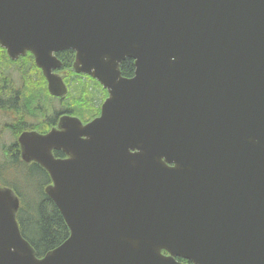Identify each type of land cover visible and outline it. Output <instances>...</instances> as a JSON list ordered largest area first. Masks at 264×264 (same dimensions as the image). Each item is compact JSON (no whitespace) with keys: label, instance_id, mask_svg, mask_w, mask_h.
<instances>
[{"label":"water","instance_id":"obj_1","mask_svg":"<svg viewBox=\"0 0 264 264\" xmlns=\"http://www.w3.org/2000/svg\"><path fill=\"white\" fill-rule=\"evenodd\" d=\"M0 46L61 97L71 49L109 94L21 137L70 236L37 258L0 184V264H264V0H0Z\"/></svg>","mask_w":264,"mask_h":264},{"label":"trees","instance_id":"obj_2","mask_svg":"<svg viewBox=\"0 0 264 264\" xmlns=\"http://www.w3.org/2000/svg\"><path fill=\"white\" fill-rule=\"evenodd\" d=\"M2 57L4 58V55ZM2 57H0V95H4L6 91L3 69L12 63L9 60L1 59ZM60 57L63 59L64 68H66L73 60V53L71 51L61 53ZM121 72L125 78L133 77L135 65L132 59L127 58L121 64ZM36 83V86L30 83L26 92L22 91V95H27L29 98V101L25 102L27 114L46 112L54 115L56 110L52 109L50 103L44 102L43 104L42 102V99L45 100L48 94L45 83L39 77H37ZM66 96H64L63 106L66 113L79 114L78 116L89 118L94 117L101 110H98L100 96L97 91L90 89L88 84L70 87ZM45 106H47V110L52 109V114L45 111ZM55 156L61 158L64 155L62 152H55ZM0 175L3 178H10H8L9 180L4 179L2 184L13 188L20 198L21 209L18 213L20 229L26 240L34 247L38 257L42 258L62 245L69 238L70 231L55 203L45 194V187L51 183L48 173L39 165H25L19 161L13 164L4 162Z\"/></svg>","mask_w":264,"mask_h":264},{"label":"flooded vegetation","instance_id":"obj_3","mask_svg":"<svg viewBox=\"0 0 264 264\" xmlns=\"http://www.w3.org/2000/svg\"><path fill=\"white\" fill-rule=\"evenodd\" d=\"M73 53V60L69 67L64 68L63 59L60 57L61 53L69 52ZM4 55V58L2 57ZM57 57L62 61V67L54 73L63 76L64 82L67 86L68 93L70 87L77 85L88 84L90 89L97 91L100 96L98 101V110L102 109L103 102L109 96L108 91L104 89L100 83L95 80L91 75L87 73H77L74 70L75 52L72 50H65L56 53ZM0 57L1 59L9 60L12 62L3 69L5 79V94L0 95V172L4 162L13 164L15 162H23L25 165L37 164L36 162H25L21 156V137L27 133H36L40 135H46L50 133L54 128H57L60 119L63 116H73L79 118L84 124L94 120L101 115L100 112L96 113L94 117H83L78 116L79 114L66 113L63 109L64 98H58L60 100L59 107L56 109L54 115L44 113L27 114V104L29 101L27 95H22V91L26 92L27 87H30V83L37 85L36 80L39 77L44 83L47 89V96H52L50 93L49 82L46 74L37 65L34 56L30 51L24 55H20L17 59L13 60L6 49L0 46ZM67 71V72H65ZM67 95V94H66ZM65 95V96H66ZM67 97V96H66ZM47 98V97H46ZM63 98V100H61ZM103 100V102H102ZM24 102V103H23ZM44 104V100L42 99ZM46 110L52 114V109ZM21 108V109H20ZM56 114V115H55ZM40 166V165H39ZM9 178V177H8ZM7 177L0 179L9 180ZM181 263L193 264L186 260H177Z\"/></svg>","mask_w":264,"mask_h":264},{"label":"rangeland","instance_id":"obj_4","mask_svg":"<svg viewBox=\"0 0 264 264\" xmlns=\"http://www.w3.org/2000/svg\"><path fill=\"white\" fill-rule=\"evenodd\" d=\"M65 72H67V71H65ZM59 76H60V74H59ZM44 102H46V103L49 102L52 109L56 110L59 107L60 100L58 98H51V97L49 98V96H47V98L44 100Z\"/></svg>","mask_w":264,"mask_h":264},{"label":"bare ground","instance_id":"obj_5","mask_svg":"<svg viewBox=\"0 0 264 264\" xmlns=\"http://www.w3.org/2000/svg\"><path fill=\"white\" fill-rule=\"evenodd\" d=\"M242 75H243L242 72H239L240 79H241ZM67 93H68V91H67ZM52 97H54V98H60L61 96H54V95H52Z\"/></svg>","mask_w":264,"mask_h":264}]
</instances>
